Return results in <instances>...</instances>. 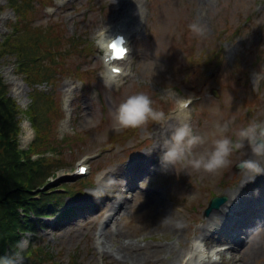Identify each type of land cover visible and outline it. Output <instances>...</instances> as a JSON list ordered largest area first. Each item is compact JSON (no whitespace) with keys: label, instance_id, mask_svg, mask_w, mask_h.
<instances>
[{"label":"rangeland","instance_id":"obj_1","mask_svg":"<svg viewBox=\"0 0 264 264\" xmlns=\"http://www.w3.org/2000/svg\"><path fill=\"white\" fill-rule=\"evenodd\" d=\"M34 1L21 22L0 0V47L5 46L0 50V74L9 95L27 117L34 89L52 94L55 101L48 130L51 144L29 147L40 130L29 118L34 131L24 130L22 124L19 147L31 157L44 153V162L58 163L48 189L84 186L78 197L63 195L70 205L93 206L79 220H43L47 228L36 235L19 228L23 233L12 256L19 253L23 264L42 259L44 264H185V255L203 237L201 228L207 225L208 231L211 226L210 215L216 213L213 222L219 218V210L205 213L212 196L241 193L261 203L255 210L260 218L252 222L253 230L240 229L247 243L225 254L233 260L223 264H264V174L250 179L238 170L240 160L251 158L247 149L233 154L231 164L217 175L177 164L168 168L169 177L159 163L164 133L181 121L205 138L195 154L211 150L220 138L218 124H228L224 135L234 138L233 133L250 121L264 122V0H75L70 5L67 0ZM131 8L140 11L130 27L133 54L118 64L125 75L115 83L104 66L101 35L122 22ZM53 10V16L48 15ZM14 25L40 38L56 37L51 43L59 42L62 54L50 82L34 87L24 82L18 50L12 45L6 49L15 38ZM17 38L13 43L20 46ZM137 93L148 95L165 118L116 132L113 111ZM66 100L71 101L69 109ZM148 154L158 161L151 162ZM82 163L90 167L89 174L74 178ZM125 172L147 173L151 180L140 174L132 182ZM118 206L110 223L107 217ZM54 211L62 213L60 208ZM42 245L51 250L46 256ZM24 253L32 259L25 261Z\"/></svg>","mask_w":264,"mask_h":264},{"label":"trees","instance_id":"obj_2","mask_svg":"<svg viewBox=\"0 0 264 264\" xmlns=\"http://www.w3.org/2000/svg\"><path fill=\"white\" fill-rule=\"evenodd\" d=\"M9 2L21 17H25L29 7H34L33 0H9ZM17 36L20 46L13 43ZM26 41L28 36L23 33L18 34L16 30L15 38L10 40L6 49L8 46L11 48L12 45L18 50L20 72L29 86L34 87L44 81L50 82L55 71V63L46 65L47 56L39 46L29 48ZM20 48L24 49V54ZM3 49L5 46L0 47V50ZM32 100L33 104L29 109L30 118L36 123V129L40 128L33 145L40 144L39 147L50 145L48 130L51 120L54 119L51 115L54 111V97L52 94L41 93L34 89ZM19 114L17 104L9 95L8 87L0 75V258L8 256V252L12 255L17 251L18 236L19 233H23L19 228L28 231L36 229L30 212L40 217H49L51 212H56L54 210L57 206L62 211L61 217L65 218L70 214V211L63 210L65 209L63 193H56L57 189L48 191L46 188L50 183L48 182L50 174L54 176L53 167L58 163L44 162L41 158L35 161L31 158V152L19 150L21 134ZM42 131L45 132L43 136ZM42 188H46V192L41 191ZM69 189L70 186L58 190ZM35 250L36 248L33 249V254ZM41 250L39 249V252ZM42 253L46 256L47 252L43 249ZM26 255L27 259H30L29 253ZM33 262L44 264L43 259L42 263Z\"/></svg>","mask_w":264,"mask_h":264},{"label":"clouds","instance_id":"obj_3","mask_svg":"<svg viewBox=\"0 0 264 264\" xmlns=\"http://www.w3.org/2000/svg\"><path fill=\"white\" fill-rule=\"evenodd\" d=\"M190 28L197 32L196 25ZM113 128L116 132L125 129H135L146 125L149 121L160 122L164 113L153 107V101L144 93L129 95L112 113ZM220 138L214 140L211 150L195 154L194 149L205 143V138L194 134L190 124L179 122L171 126L162 143V155L159 157L161 168L167 170L177 164L191 167L195 171L205 174L217 175L222 169L231 164L233 154L247 149L251 158L242 159L237 168L254 179L257 175L264 174V122L250 121L247 126L236 130L233 137L224 135L229 128L228 124L217 125ZM23 264V258L16 253L13 256L0 258V264Z\"/></svg>","mask_w":264,"mask_h":264},{"label":"bare ground","instance_id":"obj_4","mask_svg":"<svg viewBox=\"0 0 264 264\" xmlns=\"http://www.w3.org/2000/svg\"><path fill=\"white\" fill-rule=\"evenodd\" d=\"M128 16H127V20H123L122 22L120 23H117L116 25H114L113 27L110 28V30L108 31L111 35H107V36H103L105 39L102 41V44L105 46V48H107V45L108 43L110 42V40L115 37L117 34L119 33H124L126 34L127 36H130V32H129V29L127 28V23H129L130 21V24L133 22L135 16H137L138 18H140V11L138 9L136 10H131L128 12ZM132 26V24H131ZM106 52H107V49H106ZM107 57H109V55H106L105 56V59H104V63L105 65L109 68L110 66V63L106 62V59ZM110 77L112 79L116 78V76L112 73L110 75ZM111 80V79H110ZM98 177V176H97ZM238 194V193H237ZM241 194V193H239ZM238 194V197L234 198L232 200V198L229 199V201L227 202V204L225 205L224 208L220 209L219 210V213L218 215L228 219L229 218V215L227 214V211H229L231 208H236L237 205H239L240 207L242 206L240 203H241V196H239ZM230 207L228 210L225 211V208H228ZM119 213V212H118ZM118 213L116 214H112V215H109L108 217H111L112 219L114 218V216H116ZM214 215L216 214L215 212H213ZM214 215H210L211 217L209 218L211 221H213V217ZM92 216V215H91ZM201 231H202V234L205 235L206 231H207V225L203 226L201 228ZM115 252V251H114ZM254 252V251H253ZM111 255L114 254V253H110ZM252 254V253H251ZM195 255H197L199 257V259L203 262H207V254L206 252L204 251V247L203 245L201 244H195L194 245V249L191 253H189L186 257L189 256V258H193ZM136 258V257H135ZM252 259V258H251ZM202 264V263H201Z\"/></svg>","mask_w":264,"mask_h":264},{"label":"water","instance_id":"obj_5","mask_svg":"<svg viewBox=\"0 0 264 264\" xmlns=\"http://www.w3.org/2000/svg\"><path fill=\"white\" fill-rule=\"evenodd\" d=\"M223 200H224V198L216 199V200L213 202V204H214L215 206H217L218 204L222 203Z\"/></svg>","mask_w":264,"mask_h":264}]
</instances>
